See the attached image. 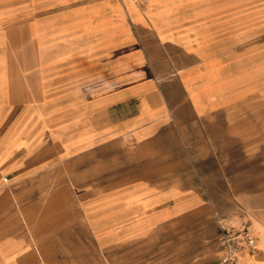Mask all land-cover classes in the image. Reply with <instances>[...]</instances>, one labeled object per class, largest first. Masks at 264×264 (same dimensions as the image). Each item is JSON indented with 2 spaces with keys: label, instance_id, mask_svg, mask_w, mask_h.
<instances>
[{
  "label": "crops",
  "instance_id": "0c3cea01",
  "mask_svg": "<svg viewBox=\"0 0 264 264\" xmlns=\"http://www.w3.org/2000/svg\"><path fill=\"white\" fill-rule=\"evenodd\" d=\"M52 5L0 0V264H220L234 214L264 264V0Z\"/></svg>",
  "mask_w": 264,
  "mask_h": 264
},
{
  "label": "rangeland",
  "instance_id": "374dc122",
  "mask_svg": "<svg viewBox=\"0 0 264 264\" xmlns=\"http://www.w3.org/2000/svg\"><path fill=\"white\" fill-rule=\"evenodd\" d=\"M13 3V12L16 13L15 15L20 16H27L30 19H37L38 17L44 18L45 21H50L48 18L52 17L55 12L59 11L57 8H54L52 5V0H8ZM48 54L49 52H28L29 55V76H30V87L31 85L33 87H36V59L37 54ZM46 86L49 85L48 82H50L49 78L46 76L45 78ZM35 93V88L33 89ZM256 124V122H253ZM230 122L228 120H222L220 121V127L227 130L228 125ZM264 133V122H263V128L261 129ZM244 139V138H241ZM247 139V138H246ZM252 140H258L255 136L250 138ZM264 141V137H263ZM255 144V143H254ZM250 154V153H248ZM253 159H255L256 162H260L264 164V152L262 153H255L252 152L250 154ZM260 187V186H259ZM264 190V186H261ZM238 206L244 207L251 216H259L260 219L264 222V200H251V201H244L240 200L237 201ZM249 223V220H248ZM117 251L116 249L109 250L108 256H111V262L113 264L117 263ZM101 250L94 249V255L100 256ZM122 252V250H121Z\"/></svg>",
  "mask_w": 264,
  "mask_h": 264
},
{
  "label": "built area",
  "instance_id": "2783aa9c",
  "mask_svg": "<svg viewBox=\"0 0 264 264\" xmlns=\"http://www.w3.org/2000/svg\"><path fill=\"white\" fill-rule=\"evenodd\" d=\"M218 244L221 248L220 264H232L240 251L252 253L256 248V236L248 228L243 214L218 216Z\"/></svg>",
  "mask_w": 264,
  "mask_h": 264
}]
</instances>
